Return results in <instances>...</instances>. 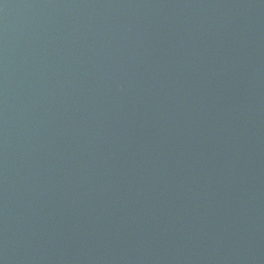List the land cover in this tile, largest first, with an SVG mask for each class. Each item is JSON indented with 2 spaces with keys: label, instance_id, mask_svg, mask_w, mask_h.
Listing matches in <instances>:
<instances>
[{
  "label": "water",
  "instance_id": "1",
  "mask_svg": "<svg viewBox=\"0 0 264 264\" xmlns=\"http://www.w3.org/2000/svg\"><path fill=\"white\" fill-rule=\"evenodd\" d=\"M0 264H264V0H0Z\"/></svg>",
  "mask_w": 264,
  "mask_h": 264
}]
</instances>
